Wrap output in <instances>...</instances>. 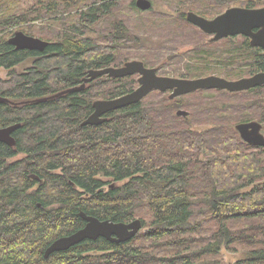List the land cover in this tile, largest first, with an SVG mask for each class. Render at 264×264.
<instances>
[{"label": "trees", "instance_id": "obj_1", "mask_svg": "<svg viewBox=\"0 0 264 264\" xmlns=\"http://www.w3.org/2000/svg\"><path fill=\"white\" fill-rule=\"evenodd\" d=\"M35 1L78 18L67 31L56 30L44 51L15 49L1 33L25 23L27 13L22 0H0V67L10 70L8 79L0 78V127L21 124L15 145L0 141V264H214L216 254L241 241L251 246L235 264H264V155L258 153L264 146L244 141L235 125L249 120L254 103L234 101L227 126L196 130L195 112L213 106L201 99L207 90L174 99L154 90L149 100L106 113L101 124L82 125L96 99L119 97L139 84L138 74L103 75L82 91L63 92L82 84L90 69L131 60L159 69L170 59L157 65L147 56L160 50L159 41L114 13L119 0ZM185 2L202 15L219 10L215 0ZM179 15L186 19L184 11ZM135 46L148 50L124 53ZM251 51L255 68L264 69V51ZM28 58L32 65L17 70ZM196 66L168 71L193 78L202 75ZM182 107L194 114L177 115ZM81 211L116 222L148 217L149 228L124 243L86 239L45 257L56 239L85 225ZM243 223L252 224L251 233H238Z\"/></svg>", "mask_w": 264, "mask_h": 264}, {"label": "rangeland", "instance_id": "obj_2", "mask_svg": "<svg viewBox=\"0 0 264 264\" xmlns=\"http://www.w3.org/2000/svg\"><path fill=\"white\" fill-rule=\"evenodd\" d=\"M60 1L64 2L65 0ZM133 1L136 0H119V4L117 7H115L114 13L116 15H120L123 19H127V21L129 22V26L134 32L139 33L142 36L151 33L152 37H154L155 40L159 41V45L157 46L158 48H160V50L155 51L156 54L154 52L148 53L147 56L150 59H153V61H155L154 63H156L157 65H159L163 59H170L168 65L163 63L161 64L159 68L161 74L172 75V71L168 70L179 67L183 68L187 65L195 63H197V66L192 67V70H197L201 72L202 75L216 74L236 79L243 76H249L254 73L255 62L253 58H255V53L251 54L252 51L249 48L244 49V42L247 39L245 37L238 36L211 43L209 40V35L205 34L198 27L186 21V19L182 20L179 18L181 10L185 13L188 10H192V7L186 4V0H151L153 3L152 9L145 11L136 6L133 7ZM245 1L246 0H215V3H213V0V2L210 3H213V5L220 8V10H218L217 12H223L224 10L232 6L246 5ZM254 1L256 6H264V0ZM21 4L22 8L27 13V20L25 21V23H21L18 26L7 29L5 30V32L1 33L2 35L7 36V38L10 37L16 30H23L44 40H52L54 39L53 35H55L56 30L57 32L59 30L61 32L64 30L67 31V26L72 25L71 23H76L75 21L78 18L74 16L70 19H67V14L62 15L56 13L51 7L43 8L35 0H22ZM72 12V16L75 15L76 11L73 10ZM207 15L214 16L215 14L211 15V13H209ZM67 20L69 21L68 24ZM168 29H175L180 33V36H170L168 34ZM93 37L95 38V35ZM98 40L106 42V39L102 37H99ZM204 49H208V51L204 52ZM214 49L219 50L220 52H222V54L214 52ZM147 50L148 47H126L124 48V53H126V55L128 56H134L136 53H141L142 51ZM215 53L218 54L216 56H213L212 54ZM187 57L191 58L187 59ZM32 63L33 59L30 58L18 65L16 69L19 71H25L32 65ZM9 73L10 70L0 67V78L2 80L8 79L10 77ZM138 85L139 84H137L136 87H138ZM201 92L202 91L197 93L199 97H201ZM260 92L264 93V88H262ZM260 92L247 91L240 92L237 95H233L225 93L222 90H207L205 93H203L201 99H203L204 102L207 101L208 104L213 105L211 108L203 107L201 109L200 107L198 111L195 112V114L191 109L187 107H182L181 109L189 111L191 115L194 114V129L207 130L222 123L223 124L221 125V127L224 125L227 126V122L224 119L229 114L230 105H236L234 101L243 100L244 102L254 103L253 106L248 107L247 109L248 119H255L257 121H260L264 125V121L261 118L262 116H264V105H262V103L264 104V95H260ZM151 93H149L145 98L149 100L152 97ZM163 93L169 96L171 91H166ZM191 98L193 99L195 97ZM260 100L262 101V103L260 102ZM217 109L221 110L224 113H217L215 111ZM199 111H203L208 114L206 116H199ZM258 153L259 155H264V152ZM262 181H264V179H262ZM138 217L142 219V217ZM256 223L257 222H252V224ZM252 224H238L237 228L241 231L238 233H251ZM148 228L149 224L147 217L145 219V223H143V228L141 231H147ZM250 246V243L241 241L228 248H224L220 253L216 254V260L214 264H235L239 258L244 257L247 249ZM161 253H163V251H161Z\"/></svg>", "mask_w": 264, "mask_h": 264}, {"label": "water", "instance_id": "obj_3", "mask_svg": "<svg viewBox=\"0 0 264 264\" xmlns=\"http://www.w3.org/2000/svg\"><path fill=\"white\" fill-rule=\"evenodd\" d=\"M136 5L141 10H150L153 6L151 0H136ZM187 20L199 26L207 34H215L213 41L237 34H245L252 38L254 46L264 48V7L249 9L244 7H232L213 19L205 18L193 11L187 15ZM262 27L258 32L252 29ZM8 42L16 49H27L44 51L50 41L40 37L25 34L23 31H16L8 39ZM138 74V87L131 92L112 99H97L93 103V112L82 122V125H98L108 120L105 114L134 103H138L154 90L166 92L171 90L170 98L174 99L180 95L189 94L199 89H220L230 92H240L264 84V72L257 73L251 77H243L236 80H229L225 77L210 75L199 78H179L158 74L156 67H149L141 60H131L124 65L107 66L100 69H90L83 83L68 88L63 92H77L86 88L87 83L103 75L110 77H123ZM62 92V93H63ZM60 94V93H59ZM58 94V95H59ZM1 101L5 99L0 98ZM177 115L188 117L189 111L179 109ZM21 126L20 123L0 127V141L8 145H15L14 132ZM263 125L260 121L253 120L236 124L241 138L256 146H264ZM39 179V176L32 175ZM85 225L74 233L62 236L49 245L45 251L48 257L56 251L68 250L72 246L86 240H97L104 237L113 243H124L133 239L143 228V221L140 218L130 222L112 221L100 219L89 215L84 211L80 212Z\"/></svg>", "mask_w": 264, "mask_h": 264}, {"label": "flooded vegetation", "instance_id": "obj_4", "mask_svg": "<svg viewBox=\"0 0 264 264\" xmlns=\"http://www.w3.org/2000/svg\"><path fill=\"white\" fill-rule=\"evenodd\" d=\"M136 2V1H135ZM232 7H244V8H249V9H256V8H262V7H264V6H232ZM232 7H229V8H232ZM229 8H227V9H229ZM226 9V10H227ZM219 10H220V8H219ZM226 10H224L223 12L221 11V12H211V15L212 14H215L214 16H209V15H202V14H200V13H198L197 11H194L193 9L192 10H188L187 12H186V20H187V15H188V13L189 12H191V11H193V12H195V13H197V14H199V15H201V16H203V17H205V18H208V19H213V18H215V17H217L218 15H220V14H222V13H224ZM188 21V20H187ZM189 22V21H188ZM191 23V22H190ZM191 24H193V23H191ZM194 26H196V27H198L202 32H204L199 26H197V25H195V24H193ZM262 29V27H256V28H253L252 30L254 31V32H258L259 30H261ZM16 31H23V30H16ZM15 31V32H16ZM15 32L10 36V37H12L14 34H15ZM25 34H28V35H32L31 33H29V32H25V31H23ZM205 34H207L206 32H204ZM207 35H209V37H210V42L212 43V42H219V41H221V40H224V39H226V38H233V37H238V36H242V37H245L247 40L244 42V47H247V48H249V49H251V50H258V49H260V50H262V51H264V48L263 47H261V46H254L253 44H252V38L251 37H249V36H247V35H245V34H237V35H230V36H228V37H224V38H222V39H220V40H217V41H213L212 40V38L214 37V35L215 34H207ZM32 36H34V35H32ZM10 37H8L7 38V40L10 38ZM47 41H49V40H47ZM15 47V46H14ZM16 49V48H15ZM30 51H35V50H30ZM245 54V53H244ZM251 54H253V53H251ZM259 54H261V53H259ZM262 54H264V53H262ZM246 56V55H245ZM244 57V56H243ZM28 59H30V58H28ZM27 59V60H28ZM260 72H264V69H259V68H255V71H254V73L253 74H251V75H249V76H243V77H251V76H253V75H255V74H257V73H260ZM158 74H160V75H164V74H161L160 73V69H158ZM211 75H216V74H211ZM165 76H174V77H179V78H185V77H180V76H175V75H165ZM206 76H210V75H202V76H198V77H193V78H199V77H206ZM217 76H221V77H225V78H227V79H229V80H236V79H240V78H236V79H234V78H228V77H226V76H224V75H217ZM243 77H241V78H243ZM264 86V84L263 85H260V86H257V87H254V88H251V89H248V90H244V91H251L252 89H256V88H259V87H263ZM199 90H212V89H199ZM199 90H196V91H199ZM216 90H220V89H216ZM169 91H171V90H169ZM196 91H194V92H196ZM240 92H243V91H240ZM191 93H193V92H191ZM0 98H3V97H1L0 96ZM4 99V98H3ZM1 101V100H0ZM253 120H255V119H251V120H248V121H253ZM247 120L246 121H242V122H248ZM238 123H240V122H238ZM238 123H236V124H238ZM263 125V124H262ZM263 129V128H262Z\"/></svg>", "mask_w": 264, "mask_h": 264}]
</instances>
